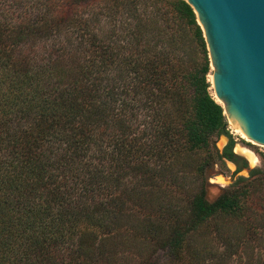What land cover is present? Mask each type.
Listing matches in <instances>:
<instances>
[{"label":"trees","instance_id":"1","mask_svg":"<svg viewBox=\"0 0 264 264\" xmlns=\"http://www.w3.org/2000/svg\"><path fill=\"white\" fill-rule=\"evenodd\" d=\"M209 65L183 0H0V264H264Z\"/></svg>","mask_w":264,"mask_h":264},{"label":"water","instance_id":"2","mask_svg":"<svg viewBox=\"0 0 264 264\" xmlns=\"http://www.w3.org/2000/svg\"><path fill=\"white\" fill-rule=\"evenodd\" d=\"M206 43L211 93L237 135L264 149V0H183ZM237 170L246 159L228 156Z\"/></svg>","mask_w":264,"mask_h":264},{"label":"rangeland","instance_id":"3","mask_svg":"<svg viewBox=\"0 0 264 264\" xmlns=\"http://www.w3.org/2000/svg\"><path fill=\"white\" fill-rule=\"evenodd\" d=\"M207 81L209 82V74L207 75ZM228 129L235 143L233 152L242 155L246 159L245 168L239 171L232 162L226 159L223 160V164L219 161L215 162V164L211 166L206 173V196L208 200L216 198L222 188L230 186L238 178H247L250 170L256 168L264 169V149L255 148L253 145L248 143L246 140L237 135L229 124ZM227 143L228 139L222 136L217 140L215 146L219 152H222V149ZM158 257L159 258L155 260L158 264L165 260V257L161 254H159Z\"/></svg>","mask_w":264,"mask_h":264},{"label":"bare ground","instance_id":"4","mask_svg":"<svg viewBox=\"0 0 264 264\" xmlns=\"http://www.w3.org/2000/svg\"><path fill=\"white\" fill-rule=\"evenodd\" d=\"M230 125V124H229Z\"/></svg>","mask_w":264,"mask_h":264}]
</instances>
